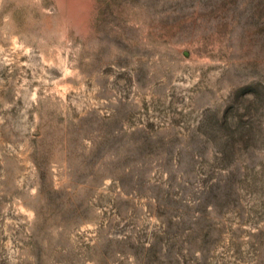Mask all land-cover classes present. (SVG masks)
I'll use <instances>...</instances> for the list:
<instances>
[{"label": "rangeland", "instance_id": "374dc122", "mask_svg": "<svg viewBox=\"0 0 264 264\" xmlns=\"http://www.w3.org/2000/svg\"><path fill=\"white\" fill-rule=\"evenodd\" d=\"M0 264H264V0H0Z\"/></svg>", "mask_w": 264, "mask_h": 264}]
</instances>
